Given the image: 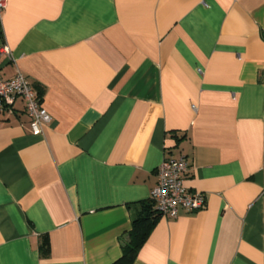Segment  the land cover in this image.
Instances as JSON below:
<instances>
[{"label":"crops","instance_id":"1","mask_svg":"<svg viewBox=\"0 0 264 264\" xmlns=\"http://www.w3.org/2000/svg\"><path fill=\"white\" fill-rule=\"evenodd\" d=\"M3 42L51 119L0 114V264H113L182 156L205 207L129 264H264V0H8Z\"/></svg>","mask_w":264,"mask_h":264},{"label":"built area","instance_id":"2","mask_svg":"<svg viewBox=\"0 0 264 264\" xmlns=\"http://www.w3.org/2000/svg\"><path fill=\"white\" fill-rule=\"evenodd\" d=\"M8 0H0V19ZM0 56L12 58V52L6 42L0 45ZM20 97L24 111L28 116L32 133L42 132V126L51 119L40 102L31 81L19 71L11 78L0 74V114L13 111L14 100ZM189 163L185 157H166L156 168V184L150 191V198L160 215L175 218L180 209L197 211L205 207L206 196L203 192L192 191L186 184Z\"/></svg>","mask_w":264,"mask_h":264},{"label":"trees","instance_id":"3","mask_svg":"<svg viewBox=\"0 0 264 264\" xmlns=\"http://www.w3.org/2000/svg\"><path fill=\"white\" fill-rule=\"evenodd\" d=\"M159 216L160 213L151 198L141 202L140 210L132 218L127 239L121 245V256L113 264H129L134 260L138 249L146 241Z\"/></svg>","mask_w":264,"mask_h":264}]
</instances>
